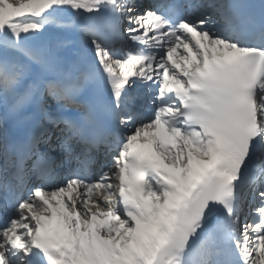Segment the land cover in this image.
<instances>
[{
	"label": "snow or ice",
	"instance_id": "6c2138e0",
	"mask_svg": "<svg viewBox=\"0 0 264 264\" xmlns=\"http://www.w3.org/2000/svg\"><path fill=\"white\" fill-rule=\"evenodd\" d=\"M51 30L81 41L54 78ZM0 95L41 129L0 166V264H264V0H0Z\"/></svg>",
	"mask_w": 264,
	"mask_h": 264
},
{
	"label": "bare ground",
	"instance_id": "6f19581e",
	"mask_svg": "<svg viewBox=\"0 0 264 264\" xmlns=\"http://www.w3.org/2000/svg\"><path fill=\"white\" fill-rule=\"evenodd\" d=\"M49 33V32H48ZM51 36L53 39L52 40V44L45 43L47 41H45V38ZM38 40L41 39V41L44 42L43 47L49 49L51 51V53L53 54L55 51H59L62 49V53H65V56L67 57V55H69L70 57L73 56L74 57V53L76 52L75 50H77L80 46H81V41L80 38L78 40H74L73 37L71 35H66L64 34V32L62 33H58V32H51V34H45L42 37H38ZM66 41H70V43H66ZM63 46H62V44ZM53 45V46H51ZM56 56H54L55 58Z\"/></svg>",
	"mask_w": 264,
	"mask_h": 264
}]
</instances>
